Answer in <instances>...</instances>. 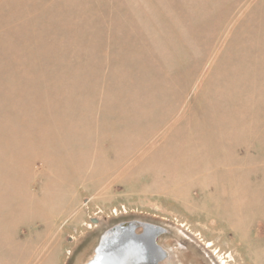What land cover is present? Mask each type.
<instances>
[{
  "label": "rangeland",
  "instance_id": "rangeland-1",
  "mask_svg": "<svg viewBox=\"0 0 264 264\" xmlns=\"http://www.w3.org/2000/svg\"><path fill=\"white\" fill-rule=\"evenodd\" d=\"M132 219L264 264V0H0V264Z\"/></svg>",
  "mask_w": 264,
  "mask_h": 264
},
{
  "label": "water",
  "instance_id": "water-1",
  "mask_svg": "<svg viewBox=\"0 0 264 264\" xmlns=\"http://www.w3.org/2000/svg\"><path fill=\"white\" fill-rule=\"evenodd\" d=\"M164 231L162 226L146 221H119L100 234L85 264H161L166 251L157 237Z\"/></svg>",
  "mask_w": 264,
  "mask_h": 264
},
{
  "label": "flooded vegetation",
  "instance_id": "flooded-vegetation-1",
  "mask_svg": "<svg viewBox=\"0 0 264 264\" xmlns=\"http://www.w3.org/2000/svg\"><path fill=\"white\" fill-rule=\"evenodd\" d=\"M168 232L167 230L158 235L157 239L163 234ZM165 249L166 256L161 261V264H204V261L198 257L195 253H192L187 249V246L179 243L180 253H177L172 246L161 244ZM186 260V262L184 261Z\"/></svg>",
  "mask_w": 264,
  "mask_h": 264
}]
</instances>
